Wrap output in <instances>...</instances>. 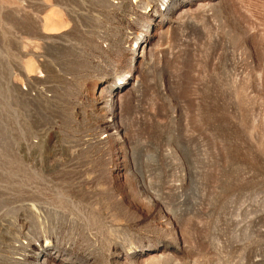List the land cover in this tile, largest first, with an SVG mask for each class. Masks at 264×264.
<instances>
[{"label": "rangeland", "instance_id": "1", "mask_svg": "<svg viewBox=\"0 0 264 264\" xmlns=\"http://www.w3.org/2000/svg\"><path fill=\"white\" fill-rule=\"evenodd\" d=\"M0 264H264V0H0Z\"/></svg>", "mask_w": 264, "mask_h": 264}]
</instances>
